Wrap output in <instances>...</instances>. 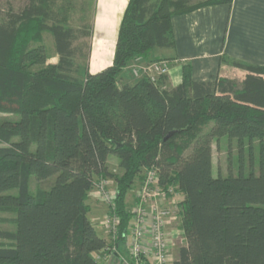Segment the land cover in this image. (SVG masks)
<instances>
[{
  "label": "trees",
  "instance_id": "1",
  "mask_svg": "<svg viewBox=\"0 0 264 264\" xmlns=\"http://www.w3.org/2000/svg\"><path fill=\"white\" fill-rule=\"evenodd\" d=\"M58 1L0 9V113L16 115L0 118V213L14 214L0 219L13 226L0 229V264H103L97 258L112 245L87 218L95 179L115 183L114 259L133 264L120 249L130 220L125 198L149 170L183 197L185 244L172 264H264V167L226 177H215L212 167L213 141H235L240 151L257 141L264 150V67L221 58L250 74L240 91L230 81L194 82L187 64L171 89L167 78L119 82L134 58L174 49L173 16L232 0H129L111 65L81 80L78 42L91 29L70 27L64 15L75 4ZM109 157L118 160V174L110 172ZM32 179L53 181L31 192Z\"/></svg>",
  "mask_w": 264,
  "mask_h": 264
},
{
  "label": "crops",
  "instance_id": "2",
  "mask_svg": "<svg viewBox=\"0 0 264 264\" xmlns=\"http://www.w3.org/2000/svg\"><path fill=\"white\" fill-rule=\"evenodd\" d=\"M128 1L90 0L87 23L91 35L85 39L88 55L81 76L83 73L96 74L111 65ZM78 6L80 12L76 13V17H85L83 3ZM12 8L18 9L15 6ZM79 24L70 27L78 29L83 26L82 22ZM171 28L174 49L155 50L148 60L134 58L123 69L120 85H132L136 81L130 69L137 60L147 62L155 58L168 61L170 69L165 77L168 89L180 83L181 68L185 64L190 65L194 82L230 81L236 84L235 91H240L241 84L250 74L221 62V58L264 67V0H232L230 5L201 7L184 15L173 16ZM157 51H165L166 54L159 57ZM229 94L237 97L234 93ZM100 237L107 240L105 233H101Z\"/></svg>",
  "mask_w": 264,
  "mask_h": 264
},
{
  "label": "rangeland",
  "instance_id": "3",
  "mask_svg": "<svg viewBox=\"0 0 264 264\" xmlns=\"http://www.w3.org/2000/svg\"><path fill=\"white\" fill-rule=\"evenodd\" d=\"M59 6L67 5L71 6L72 4H75V6H78V4L82 5L85 8L86 15L83 17L82 15H79L76 17V13L80 12L78 8L80 6L75 7L73 9L72 7L66 8L67 12L65 13L64 17H66V22L69 26H80V22L83 23V26L88 27V18H89V11H90V0H68V1H62L59 0ZM86 1V2H85ZM206 0H190L192 4H197L204 2ZM25 0H0V9H5V6L8 4H11L12 6H15L16 8L20 5L24 4ZM72 3V4H71ZM87 5H85V4ZM58 4V2H57ZM71 4V5H68ZM57 8V7H56ZM0 10V11H1ZM85 18V19H84ZM65 22V23H66ZM66 23V24H67ZM87 23V24H86ZM43 44L46 49L47 55L51 58L50 62H56V57L54 54V48L51 41V36L49 33L44 32L43 33ZM79 46L82 48V56L79 57L76 60V65L78 68H80V72L84 69L86 65V60L84 58V54L86 53V49L84 45H87V42L85 40H79L78 42ZM77 44V45H78ZM166 54L165 51H157L156 55L159 57H164ZM230 65V64H229ZM80 80L82 79L81 73L76 75ZM11 117L15 118L16 115L11 114H3L0 113V118L2 117ZM264 150L260 149V145L257 141H254L252 144L251 150L249 149L248 145L244 144V149L240 151L237 142L232 141L229 145V142L227 139H222L218 144L216 142H212V167H213V175L215 177L221 176L226 177L229 173L236 175L240 171L243 173H248L249 170H252L254 173H258L260 170V167H264ZM108 166L109 170L113 174H118L120 171L118 170V160L115 157H109L108 158ZM147 171H143L141 173V176L143 177L142 180L137 179L130 190L128 191L126 198H125V207L126 210H132L133 208V202L138 193L140 192V188L144 186V181L146 179ZM53 180H48L45 182H38L34 179L30 181V190L31 192H35L37 189H48ZM102 181L105 180H94V185H98ZM109 182L107 189L110 191V193L113 195L115 193V183L113 180H107ZM94 185L89 193V197L86 201V204L89 207V211L87 213V218L91 222L94 229H97V235L100 236L101 233L104 234L103 228L100 225V222L104 219L105 214L108 210V205L106 202L102 200L100 195L95 194ZM178 188L175 186H168L166 188V200L162 203L163 207L169 208L174 214L173 218L168 222L167 224V232L169 233V242L173 244L171 247V254L173 260L176 258L177 249L181 246H184L185 241L180 231V225H181V217H180V208L179 204L182 202L183 197L177 190ZM14 217V214L12 213H0V219H11ZM0 229L6 230V231H13V226L10 223H0ZM95 229V230H96ZM107 238V236H106ZM110 243V241H108ZM126 244L124 242L121 245V250L124 253V250L126 249ZM101 255L99 256V262H102L103 264H119L115 261L114 256H110L107 261H103V257L106 256Z\"/></svg>",
  "mask_w": 264,
  "mask_h": 264
},
{
  "label": "built area",
  "instance_id": "4",
  "mask_svg": "<svg viewBox=\"0 0 264 264\" xmlns=\"http://www.w3.org/2000/svg\"><path fill=\"white\" fill-rule=\"evenodd\" d=\"M170 69V63L166 60H153L144 62L137 60L131 67L130 72L135 80L147 79L150 83L156 84L160 79L165 78ZM144 186L133 202L128 226L123 234L126 251L132 259L133 264H172L174 261L171 254L173 244L169 242L167 224L174 214L169 208L163 207L161 202L166 200V188L159 183V176L155 170L147 171ZM109 182L102 181L94 185L95 194L100 195L108 205L107 213L100 222L107 240L112 247H109L108 254L103 261L114 256L115 247L113 242L118 235L119 219L115 215L114 195L107 189ZM99 259V257L97 258ZM123 264H130L123 259Z\"/></svg>",
  "mask_w": 264,
  "mask_h": 264
}]
</instances>
